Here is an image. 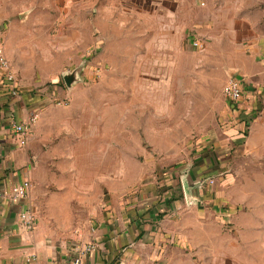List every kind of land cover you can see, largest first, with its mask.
Masks as SVG:
<instances>
[{
  "label": "crops",
  "instance_id": "1",
  "mask_svg": "<svg viewBox=\"0 0 264 264\" xmlns=\"http://www.w3.org/2000/svg\"><path fill=\"white\" fill-rule=\"evenodd\" d=\"M0 45L17 89L12 94L0 80V264H71L76 255L83 264H180L201 259V251L210 262L217 254L228 264L230 220L238 262L264 264V194L238 195L236 212L224 204L229 167L264 153V0H0ZM194 50L210 59L207 68H231L243 78L250 90L244 106L259 113L239 124L223 98L226 113L193 163L178 167L159 159L153 176L145 177L152 157L140 143L131 150L129 139L120 138L147 136L146 101L130 102L143 113L134 128L122 116L127 98L108 104L78 90L100 83L88 80L95 68H191L193 75ZM68 68L81 76L70 87L60 77ZM59 99L67 102L56 105L68 112L69 126L50 114ZM82 104L90 108L85 112ZM105 105L113 112L107 119ZM38 111L27 144L14 147L11 122ZM86 114L96 129L82 130ZM104 135L111 140L99 150L96 141ZM82 146L89 158L100 152L97 170L105 175L82 180ZM54 168L69 180L56 178ZM23 180L30 182L27 195L13 199L12 186ZM28 208L32 227L20 218Z\"/></svg>",
  "mask_w": 264,
  "mask_h": 264
},
{
  "label": "rangeland",
  "instance_id": "2",
  "mask_svg": "<svg viewBox=\"0 0 264 264\" xmlns=\"http://www.w3.org/2000/svg\"><path fill=\"white\" fill-rule=\"evenodd\" d=\"M135 44L139 45L140 41H135ZM147 44H149V41H146L145 47L148 46ZM151 51L153 49H150ZM194 51L196 68H194L193 75L190 73L191 68H95V72L88 80L100 82L97 85L98 87L96 86L98 89L90 85L87 88L82 87V89L78 90L80 91V97L89 99L94 97L103 98L108 104H112L114 101L119 103L121 101L119 98H127V107L122 111V116L127 118L124 121H127L125 124H131V126H135L134 128H138V124L143 122L141 120L143 113L140 115L138 113V105L131 106L130 102L137 103L139 99L146 101L145 117L147 136L120 138V140L123 139L122 142L124 143L129 139L128 142H130L131 150H133L134 145L138 146V143H140L141 146L143 145L146 148L147 156L152 157L150 160L153 164L148 163V165H154V167L152 170H147L148 172L145 177L153 176L157 170L155 169L156 162L159 159L167 160L163 165L172 164L170 166L178 167H183V165H187L186 163L191 165L199 152L202 142L207 137L205 135L213 131L216 123L218 124L219 119L224 117L226 113L223 107L224 96L222 90L227 79L236 73L231 68H207L210 59L198 53L197 50ZM37 59L31 57L30 61L35 62ZM85 60L89 61L90 58L86 57ZM141 60L143 61L142 64L145 61L144 65L150 64V56L142 58ZM197 66H205V68H197ZM69 70L68 68L61 73L63 74ZM62 74L60 75L61 79ZM80 81L81 76L78 74V80L75 82ZM145 82H147L146 89L143 88V83ZM52 84L48 82L44 87L49 89ZM129 85L134 86L128 88ZM58 103L67 105L65 100L60 99L57 102L55 101L54 105ZM56 106L58 108L50 111L51 116H54L56 121L61 116L66 122L69 115L68 112L65 111L66 109H63L64 107L60 108L59 105ZM123 106L125 107V105ZM104 107L109 106L105 105ZM82 108L86 112L90 108V105L82 104L80 105V109ZM98 108L101 109L102 105L98 106ZM110 110L111 108L109 107V109H106V112L102 113L106 119L109 118L108 115L113 114ZM40 112L35 113L36 119L39 117ZM88 117L89 115L86 114L81 121L82 130L84 131L90 130V128L96 129L95 125H88ZM68 123L70 122H66L67 126H69ZM53 128H58V124L50 126L49 129L53 130ZM106 129H109L108 124L105 127ZM129 129L132 128L129 127ZM88 140L90 139L88 138ZM110 140L111 137L107 135L98 137L96 143L99 150L102 148V143L105 145ZM117 140L119 139L115 137V141ZM86 149L87 146L81 147L80 150L82 152L78 160L81 167L78 172L82 173L80 177L85 181L89 180L90 173H92L91 175L93 177H100L103 174L97 170V161L100 159V152H92L93 154L89 158L86 155ZM41 155L40 157L43 161V154ZM256 155L248 154L246 158L241 157L239 161L234 162L229 167L225 182L230 185L224 190L225 195L229 197V200L224 203L227 212L230 210L236 212L238 210L239 204H234V200L238 195L240 197L241 194H254L258 197L264 194V153L259 154L262 158H258ZM56 161L58 162L57 158L48 160V163L53 162L55 164L54 162ZM90 165L93 167L89 168ZM52 171H55L56 178L59 177L61 180L66 181L69 180L67 176L60 177L59 170L54 168V170H51V173H53ZM110 171L108 170L107 172ZM49 190L54 192L56 188L50 186ZM41 206H43L42 202L40 203ZM41 211L43 212L42 207ZM233 225L231 220L225 223L228 234L226 244L228 264H240L237 258L242 253L235 246ZM218 245L216 243V253H218ZM220 247L222 248V245ZM185 252L187 256H191L192 249L185 247ZM199 255L202 257L201 259H186L185 261H181L180 264H223L216 257L218 256L217 254L213 258L211 257V262L209 261L210 256L203 253V251Z\"/></svg>",
  "mask_w": 264,
  "mask_h": 264
},
{
  "label": "built area",
  "instance_id": "3",
  "mask_svg": "<svg viewBox=\"0 0 264 264\" xmlns=\"http://www.w3.org/2000/svg\"><path fill=\"white\" fill-rule=\"evenodd\" d=\"M192 46L195 48H200L201 43L198 40H193L191 42ZM0 80L2 83H6L9 86V90L12 94H15L17 89L15 85V78L13 73L10 70L8 60L4 54L3 47L0 45ZM250 92L248 86H246L243 78L232 75L230 76L225 85L223 86V96L224 99L228 102V106L231 112L236 113V118H238V123H244L247 125L250 121L249 117H252V114L259 113V110L256 111H247L244 106V100L246 94ZM240 116L243 117L242 123L240 122ZM36 119V114L29 118L26 122H11V140L14 147H23L27 144L28 135L30 132V125ZM209 183H212V180H209ZM30 188V182L28 180H23L22 182L16 183L11 188V196L13 199L24 198ZM20 218L26 226H33L34 214L28 208L23 210L20 213ZM71 264H83L82 257L80 255L74 256Z\"/></svg>",
  "mask_w": 264,
  "mask_h": 264
},
{
  "label": "water",
  "instance_id": "4",
  "mask_svg": "<svg viewBox=\"0 0 264 264\" xmlns=\"http://www.w3.org/2000/svg\"><path fill=\"white\" fill-rule=\"evenodd\" d=\"M62 80L67 87H70L72 83L78 80L77 69L69 70L62 74Z\"/></svg>",
  "mask_w": 264,
  "mask_h": 264
},
{
  "label": "trees",
  "instance_id": "5",
  "mask_svg": "<svg viewBox=\"0 0 264 264\" xmlns=\"http://www.w3.org/2000/svg\"><path fill=\"white\" fill-rule=\"evenodd\" d=\"M240 119H241V121H240V122L242 123V121H243V117H242V116H240ZM241 136H242V137H245V136H244V134H241Z\"/></svg>",
  "mask_w": 264,
  "mask_h": 264
}]
</instances>
